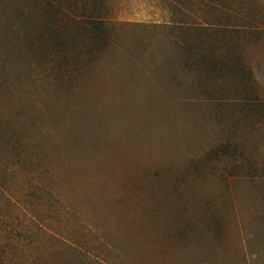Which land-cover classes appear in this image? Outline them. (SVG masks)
Segmentation results:
<instances>
[{"label":"rangeland","instance_id":"1","mask_svg":"<svg viewBox=\"0 0 264 264\" xmlns=\"http://www.w3.org/2000/svg\"><path fill=\"white\" fill-rule=\"evenodd\" d=\"M0 264H264V0H0Z\"/></svg>","mask_w":264,"mask_h":264}]
</instances>
